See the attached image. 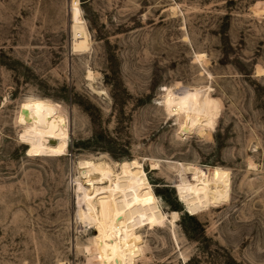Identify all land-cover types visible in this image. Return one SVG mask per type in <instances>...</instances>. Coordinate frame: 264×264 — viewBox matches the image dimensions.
I'll list each match as a JSON object with an SVG mask.
<instances>
[{
	"label": "rangeland",
	"instance_id": "374dc122",
	"mask_svg": "<svg viewBox=\"0 0 264 264\" xmlns=\"http://www.w3.org/2000/svg\"><path fill=\"white\" fill-rule=\"evenodd\" d=\"M70 1L0 0V264H100L75 208L77 164L89 158L144 166L161 205L158 227L142 232L147 264H264V15L254 13L264 0H79L90 38L79 55ZM201 85L221 117L211 140L181 139L163 87ZM26 98L67 113L63 158L26 157L15 123ZM178 163L228 170L230 203L188 215Z\"/></svg>",
	"mask_w": 264,
	"mask_h": 264
},
{
	"label": "bare ground",
	"instance_id": "6f19581e",
	"mask_svg": "<svg viewBox=\"0 0 264 264\" xmlns=\"http://www.w3.org/2000/svg\"><path fill=\"white\" fill-rule=\"evenodd\" d=\"M70 2V51L73 55L85 54L90 50V38L83 10L79 0ZM179 9L178 4H173L169 10L176 14ZM254 10L256 15H264L263 5ZM195 54L204 67L206 54ZM86 77L93 81L96 75L88 70ZM178 88L163 87L162 91L163 106L169 119L176 121L181 139L197 134L200 139L211 140L222 114L211 86ZM17 114L18 140L27 147L26 157L60 159L69 153V121L63 107L48 98H26ZM150 165L153 172L162 170L157 160H150ZM77 167L79 177L73 180L75 208L83 226L95 230V236L85 246L88 256L96 257L100 264H147L142 232L158 227L161 205L142 163L89 158L80 160ZM174 169V189L188 215H201L230 203L228 170L183 163ZM178 219L177 211L170 212L172 224Z\"/></svg>",
	"mask_w": 264,
	"mask_h": 264
},
{
	"label": "trees",
	"instance_id": "16d2710c",
	"mask_svg": "<svg viewBox=\"0 0 264 264\" xmlns=\"http://www.w3.org/2000/svg\"><path fill=\"white\" fill-rule=\"evenodd\" d=\"M192 217V216H191Z\"/></svg>",
	"mask_w": 264,
	"mask_h": 264
}]
</instances>
